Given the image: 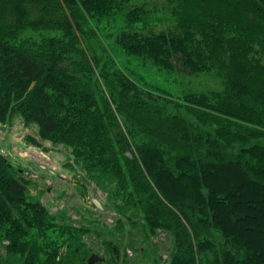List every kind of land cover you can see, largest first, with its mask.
<instances>
[{
	"label": "trees",
	"instance_id": "1",
	"mask_svg": "<svg viewBox=\"0 0 264 264\" xmlns=\"http://www.w3.org/2000/svg\"><path fill=\"white\" fill-rule=\"evenodd\" d=\"M129 1L0 0V123L35 125L40 140L69 146L93 178L116 182L115 195L150 232L172 237L170 264H264V0H180L173 24L116 35L123 51L159 68L222 79L219 92L167 105L119 73H100L109 99L91 88L98 62L80 46L83 18ZM144 15L133 7L128 26ZM26 29L71 40L22 39ZM56 229L0 155L7 253L22 264H67L48 239ZM213 231L227 249L215 251Z\"/></svg>",
	"mask_w": 264,
	"mask_h": 264
},
{
	"label": "rangeland",
	"instance_id": "2",
	"mask_svg": "<svg viewBox=\"0 0 264 264\" xmlns=\"http://www.w3.org/2000/svg\"><path fill=\"white\" fill-rule=\"evenodd\" d=\"M133 7H141L145 15L128 26L126 14ZM183 8L180 0H130L113 15L83 18L86 35L84 39L79 38L80 46L89 60L95 55L98 62L90 82L95 95L100 90L110 98L108 87L100 78L101 71L127 77L160 105L191 94L221 91L222 79L213 73L170 72L151 60L126 53L115 41L116 35L129 27L158 30L173 24ZM46 37L71 40L54 30L26 29L21 35L22 39L34 41ZM0 155L24 177L29 200L44 206L53 224L60 229L51 231L48 239L55 242L60 255L67 257V264H84L92 254L103 259L98 264H170L172 237L162 230L150 232L135 210L115 195L116 182L108 184L101 178H93L69 146L40 140L35 125H25L17 118L11 124L0 123ZM211 240L217 246L216 252L227 249L218 232H212ZM6 247L7 242L1 236L0 264H22V257L7 253ZM77 247L79 251L74 255L73 249Z\"/></svg>",
	"mask_w": 264,
	"mask_h": 264
},
{
	"label": "water",
	"instance_id": "3",
	"mask_svg": "<svg viewBox=\"0 0 264 264\" xmlns=\"http://www.w3.org/2000/svg\"><path fill=\"white\" fill-rule=\"evenodd\" d=\"M1 129H3V127ZM95 206L98 209H101V205L99 203L95 202ZM102 261H103V259L100 258L98 255L92 254L91 257L88 258V260L86 261L85 264H98V263H100Z\"/></svg>",
	"mask_w": 264,
	"mask_h": 264
},
{
	"label": "bare ground",
	"instance_id": "4",
	"mask_svg": "<svg viewBox=\"0 0 264 264\" xmlns=\"http://www.w3.org/2000/svg\"><path fill=\"white\" fill-rule=\"evenodd\" d=\"M52 223V222H51ZM54 227V226H53ZM48 236V235H47ZM40 262V261H39ZM59 264V263H58Z\"/></svg>",
	"mask_w": 264,
	"mask_h": 264
}]
</instances>
